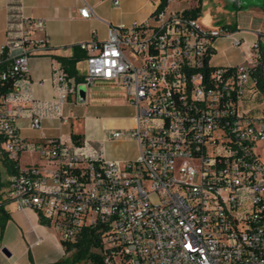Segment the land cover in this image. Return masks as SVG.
<instances>
[{"label": "built area", "instance_id": "obj_1", "mask_svg": "<svg viewBox=\"0 0 264 264\" xmlns=\"http://www.w3.org/2000/svg\"><path fill=\"white\" fill-rule=\"evenodd\" d=\"M186 1H159L142 22L108 24L105 39L92 31L76 44L84 53L81 81L61 66L54 69L52 110L60 126L67 122L61 109L68 97L95 83L116 89L134 108L128 134L138 154L127 161L44 136L32 98L27 127L41 133L37 139L21 133L26 108L17 84L27 78L30 59L48 49L29 30L42 21L25 20L28 28L0 49L9 62L0 80L18 78L0 96V148L15 164L0 206L34 211L60 242L99 226L105 264H264L261 34L247 44L240 33L248 31L204 26L188 13L191 7L181 6ZM78 15L96 17L85 2ZM219 38L246 46L244 61L213 65ZM124 135L114 130L110 139ZM24 154L39 162L22 165Z\"/></svg>", "mask_w": 264, "mask_h": 264}, {"label": "crops", "instance_id": "obj_2", "mask_svg": "<svg viewBox=\"0 0 264 264\" xmlns=\"http://www.w3.org/2000/svg\"><path fill=\"white\" fill-rule=\"evenodd\" d=\"M159 1L160 0H120L119 5L114 7L110 0H0V49L3 45L12 43L19 37L24 28H28L24 23L26 19L42 21V27L36 28L31 25L29 30L32 37L36 39H45L48 46L44 54L30 59L27 78L19 80L17 84V88L25 100L24 107L26 108L18 121L21 133L24 130H29L27 127V115L29 113L28 110L32 106L29 99L32 98L35 102V110L43 118L41 132L44 136H61L65 142L73 143L70 136L66 141L63 134L54 135L50 133L49 129V125L53 121L57 123L59 130L62 128L55 119V113L52 109L50 110L57 101L58 92L54 83L53 72L54 69L61 66V61L59 59L73 56L74 53L79 50L75 49L74 46L79 42L89 40L92 31H95L98 39H105L108 24L128 25L134 21L142 22L146 20L158 5ZM83 2L93 8L96 17H91L90 19H82L79 17L78 9L82 6ZM222 4L232 7V9L235 10V15L239 14V18L233 23L221 26H229L231 29L248 31L246 33H240V36L244 38L247 44L256 39L254 33H260L261 46L264 52V0H224ZM193 7L194 6L191 8ZM215 47L216 51L212 59V63L215 66L238 65L245 59L243 52H247L246 46L243 48H234L230 45L229 41L224 38L217 39ZM230 51H235L236 54H229ZM1 55L2 53L0 51V56ZM41 60L49 61V72L45 77L36 67L39 66ZM78 63H82L85 66L84 57L76 63V71ZM262 72L264 77V71ZM70 78L75 80L74 77ZM100 85L103 91L97 93V95L90 91V87L88 90H84L83 97L80 95H70L68 99H72L77 105H85L89 103L90 100H96L106 105L124 104L123 101L127 103L125 100L122 101L112 96L113 94L110 92L112 88L107 84L100 83ZM51 103H53V105H51ZM66 103L62 106L61 112L62 116L66 118V124H68V115H64ZM130 120V125H123L125 128L123 130L126 133L125 136L129 138L130 141V147L122 161L132 160L138 154L137 142L128 134V131L135 124L134 115L130 117ZM31 132L33 133L32 135L24 136L37 139L41 133L39 131ZM76 134L80 133L76 132ZM85 143L88 142L84 138L81 147H83ZM86 153L96 155L97 152ZM24 155L20 158L21 164ZM105 157L110 160L120 161L108 158L106 153ZM37 162H39L38 157L36 160L28 161L24 165ZM8 206H12V210H8ZM4 210L9 215L8 222H12L10 224L17 227L19 239L14 241L5 233L1 235L0 264H30V261L25 260L28 253H31V257L35 264L54 263L64 258L65 252L56 231L47 225L41 224L38 215L34 211L30 209H18L14 203L6 204ZM5 230L6 228L4 232ZM38 239L40 242L36 243ZM17 243H19L18 249L16 248ZM44 244L48 245L46 256L44 258L35 259V255L38 257L39 253H37V251L34 253L33 250ZM3 247L8 251L9 256L1 252V248Z\"/></svg>", "mask_w": 264, "mask_h": 264}, {"label": "rangeland", "instance_id": "obj_3", "mask_svg": "<svg viewBox=\"0 0 264 264\" xmlns=\"http://www.w3.org/2000/svg\"><path fill=\"white\" fill-rule=\"evenodd\" d=\"M223 1L224 0H201V12L198 19L202 25L207 27H218L233 23L237 18H239V14L235 15V10H233L232 7L222 4ZM197 3V0H187L186 2L181 3V6L185 5L190 8L195 6ZM229 54L233 55L236 53L235 51H230ZM36 67L38 71L45 77L49 72V61L41 60L39 66ZM84 73V64L78 63L77 74L81 76ZM90 91L97 95V93L103 91V89L100 83H95L93 86H91ZM110 92L116 99H120L122 101L124 100L122 94L116 89L112 88L110 89ZM253 101L256 104H262V101L259 99H254ZM123 103L124 104L120 103L106 105L105 103L102 104L96 100H90V102L85 105H77L72 99H68L64 108V115H68V124L62 126V128L59 130L57 123L53 121L49 125L50 133L54 135L63 134L66 141L69 139L68 137L70 136L71 132L75 134L76 132L80 133L88 142L82 147L83 151L96 153L103 149L108 158L122 161L130 147L129 138H126L124 135L118 140H111L110 133L114 130H120L124 132L123 129L125 128L123 125H130V117L135 114L134 109L129 104L125 103L124 101ZM51 105H53V103H51ZM51 109L52 107L50 110ZM22 134L32 135L33 133L29 130H24ZM120 140L125 141L121 142ZM36 158L37 156L35 154H25L22 158V165L28 161H34ZM0 171L1 178L3 181H5L6 174L4 173V169L1 167V165ZM7 209L12 210V206H8ZM10 223L12 222H8V220L6 221L4 227L6 230L4 232L3 229V231L0 232V237L5 233L9 235V237H11L14 241L18 240V229L15 225L12 226ZM47 247L48 245L44 244L39 248L34 249V253L36 251L39 253L38 257L35 255V259L44 258L48 252ZM16 248H19V243L16 244ZM68 257H70V254H65L64 258ZM25 260L30 262L33 261L31 253H28V255L25 257Z\"/></svg>", "mask_w": 264, "mask_h": 264}, {"label": "trees", "instance_id": "obj_4", "mask_svg": "<svg viewBox=\"0 0 264 264\" xmlns=\"http://www.w3.org/2000/svg\"><path fill=\"white\" fill-rule=\"evenodd\" d=\"M160 5L165 4V0H160ZM197 4L188 11L192 17H199L201 12L200 3L201 0H197ZM229 27V26H228ZM78 49L77 46H74ZM84 57V53L80 50L74 53L70 58H60L61 66L68 74L69 77H74L77 82L81 81V77L77 75L76 63ZM9 67V62L5 60V55L0 56V71L6 70ZM18 80L17 77H8L5 80H0V96L6 95L12 88L15 82ZM71 141L81 146L84 142V137L81 134L71 133ZM1 143V138H0ZM0 165L4 169L6 176L11 175L15 172L14 162L8 159L6 154L0 149ZM5 186L4 181L1 178L0 171V199L2 197V189ZM9 219L8 213L0 206V232L3 231L6 221ZM41 224L46 225L43 219H39ZM97 227H86L76 236L74 241L61 242L65 254H70V257L63 258L59 261L49 264H105L104 255L101 245V235ZM30 264H35L33 261Z\"/></svg>", "mask_w": 264, "mask_h": 264}, {"label": "water", "instance_id": "obj_5", "mask_svg": "<svg viewBox=\"0 0 264 264\" xmlns=\"http://www.w3.org/2000/svg\"><path fill=\"white\" fill-rule=\"evenodd\" d=\"M80 96H81V97L84 96V89H83V88L80 89ZM1 252L4 253L5 255L9 256L8 251H7L4 247L1 248Z\"/></svg>", "mask_w": 264, "mask_h": 264}]
</instances>
